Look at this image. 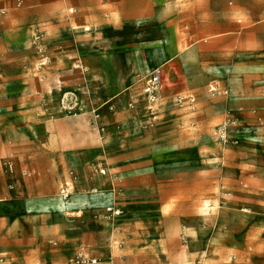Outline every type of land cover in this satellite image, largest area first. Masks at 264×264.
<instances>
[{"label":"rangeland","instance_id":"rangeland-1","mask_svg":"<svg viewBox=\"0 0 264 264\" xmlns=\"http://www.w3.org/2000/svg\"><path fill=\"white\" fill-rule=\"evenodd\" d=\"M49 1L53 9H46ZM84 1L15 0L6 9L19 10L23 18H43L52 12L55 17L49 20L59 22L53 28L56 32L64 22L77 28L79 23L89 25L84 22L86 17H95L96 32L112 50L114 69L125 89L121 95L144 96L147 113L137 126H123L108 137L94 138L96 144L110 148L115 181L111 197L109 190L99 189L78 194L79 176L69 171L63 182L57 179L58 193L7 198L10 204L2 211L8 219L35 216L37 242L31 253L23 245H0V264H89L88 258H97L95 264L264 263V250L253 249L264 242V215L241 217L239 210L224 200L228 197L222 191L218 170L222 158L214 159L220 166H209L192 148L219 145L225 160L264 162V0ZM172 1H180L182 8L179 70L175 74L171 60L168 81L163 78V67L160 84L150 90L147 79L153 67L149 62L157 60L163 44L168 51L173 46L168 40L164 43L160 32L164 20L158 15ZM84 30L91 27L84 26ZM89 47L82 48L86 55L100 49ZM62 48L55 41L43 44L37 61L32 62L26 91L19 99L0 97V127L13 128L23 122L5 113L13 102H20L25 109H38L43 121L77 112L76 106L69 105L73 88L64 87L63 74L56 72L62 56L57 51ZM117 98L108 104L112 114L129 107L116 105ZM125 123L134 125L136 121L128 118ZM25 171L26 176L35 175L39 188L51 187L56 180L46 159L38 160L34 172ZM94 171L104 177L109 173L105 166ZM61 186L68 187L67 197L60 195ZM12 187L0 183V197ZM113 201L115 207L109 205ZM109 207L120 214L114 215ZM78 209L80 214L65 212ZM186 227L198 235L190 239L180 233L179 229ZM209 230L222 246L209 247ZM103 232L115 251L101 260L89 251L102 244ZM143 239L161 244L137 247ZM69 250L74 252L69 260L56 262ZM119 254L126 255L125 261L118 262Z\"/></svg>","mask_w":264,"mask_h":264},{"label":"crops","instance_id":"crops-1","mask_svg":"<svg viewBox=\"0 0 264 264\" xmlns=\"http://www.w3.org/2000/svg\"><path fill=\"white\" fill-rule=\"evenodd\" d=\"M89 1L92 0L84 2ZM14 3L15 0H0V6L5 9L4 13L0 14V97L19 99L18 96L28 87V75L33 72L32 62L37 61L43 44L55 41L57 45L63 46L57 51L62 56L57 60L56 72L63 74L64 87L73 88L74 96L69 99V105L72 104L78 108L74 114H62L44 121L40 118L41 113L38 109L22 108L20 102H13V106L4 109L6 114L18 116L19 120L23 119V122L17 123L13 128L0 127V183L6 186L13 185L12 189L5 190L3 197H0V245L1 247L23 245L28 247L27 253H31L37 242L36 218L34 215H19L8 219V215L2 211V207L10 204L7 198L32 199L38 195L58 193L57 179L63 182L68 177L69 171L71 173L74 171L79 176L78 184L81 187L77 190L78 194L99 189L100 191L109 190L108 196L111 197L110 187L115 186V181L114 174L112 175L113 172L110 170L112 168L109 163L110 148L96 144L94 138L108 137L123 126H137L147 113L145 111L147 100L144 96L121 95L125 89L121 87L114 69L112 50L109 45L105 47L106 40L101 38L100 32L95 30L98 27L95 17H86L84 22H89V25L79 23L77 28H71L64 22L65 24L62 25L66 26L56 32L57 29L53 28L54 25L58 27L59 22L53 24L49 20L55 17V14L48 12L43 18H23L19 10L6 9ZM18 5L20 4H17V7ZM178 5L180 1L165 4L158 14L160 21L164 20L163 28L160 30L164 43L168 40L173 44L171 51L166 50L163 44L157 53V60L149 62L151 67L160 68L161 76L162 67L159 63H166L172 59L175 74L179 70L180 52L177 44L182 40L180 32L182 8ZM45 7L53 9L54 4L49 1L45 3ZM84 26H90L91 30L85 31ZM87 46L100 49L98 52L86 55L88 53H85L82 48ZM88 57L90 59H87ZM161 57L164 58L162 61L159 60ZM169 69L171 70L170 67ZM111 84L114 88L110 89ZM257 90L260 92L262 89L257 88ZM116 98V105L123 103L129 107L119 114H112V108L108 104ZM250 115L256 116L253 113ZM110 118L114 122H109ZM128 118H133L136 123L134 125L125 123ZM102 121L104 122L101 123ZM103 129L105 131H102ZM86 137H91V140ZM40 138L44 139L41 141ZM192 148L196 154L199 153L206 159L205 163L209 166L218 164L214 159L222 158V164L221 166L218 164L220 166L218 170L222 191L228 197L224 200L237 208L241 217L264 215V162L260 165L246 160L236 162L225 160L224 151L219 145L200 148L192 146ZM38 153L45 155H38ZM39 159H46L50 164V174L56 179L50 183L51 187L39 188L37 181L33 180L35 175L24 174L26 169L34 172ZM100 166L109 169L105 177L94 171ZM65 185H69L67 180ZM60 188V195H63L65 191L68 195L70 194L68 187ZM109 205L115 207L114 201ZM77 211H79L78 214L82 212L80 209L74 212L65 210L66 213ZM210 230L207 238L209 247L222 246ZM179 231L190 239L199 233L192 227L180 228ZM102 235H104L102 244L89 251L95 253L101 260L115 251V247L109 244V235L106 232ZM87 236L91 241L93 240L92 235ZM213 239L218 242L212 241ZM153 243L161 244L158 240L154 242L143 239L136 245L140 248H149L154 245ZM223 247L226 245L223 244ZM253 249L264 250V242L257 243V247L254 246ZM2 252L5 254L6 249ZM73 254L74 252L69 250L56 262L61 259L69 260ZM116 258L118 262H123L126 255L119 254Z\"/></svg>","mask_w":264,"mask_h":264},{"label":"built area","instance_id":"built-area-1","mask_svg":"<svg viewBox=\"0 0 264 264\" xmlns=\"http://www.w3.org/2000/svg\"><path fill=\"white\" fill-rule=\"evenodd\" d=\"M4 11H5V9L0 6V14L4 13ZM159 80H160V70H159V68H153L149 74V78L147 79L148 87L153 88V87L157 86V84L159 83ZM63 193H64L63 194L64 197L68 196L67 191H65ZM108 210L111 211L114 215L119 213L118 210H113L112 207H109ZM79 257L83 259V254L79 253ZM82 261L84 262L85 259H83ZM96 261H97L96 258H88L89 264H95Z\"/></svg>","mask_w":264,"mask_h":264},{"label":"bare ground","instance_id":"bare-ground-1","mask_svg":"<svg viewBox=\"0 0 264 264\" xmlns=\"http://www.w3.org/2000/svg\"><path fill=\"white\" fill-rule=\"evenodd\" d=\"M172 60V59H171ZM171 60H168L166 63H160V66L163 68V67H165L164 68V70H163V78H166V80L168 79L167 77L170 75V69H169V67H170V65H171V63H170V61ZM159 70H160V68H159ZM160 79H161V70H160ZM164 80V79H163ZM163 80H162V82H163ZM168 81V80H167ZM171 81V80H170ZM164 83V82H163ZM159 84H160V80H159ZM170 84V83H169ZM150 88V90H154L155 89V87H153V88H151V87H149ZM155 97H156V95L155 94H153L152 96H151V99H153V100H155ZM216 158V157H215ZM119 214H120V211H119ZM79 261H77V263H78ZM83 262V261H82ZM97 262V261H96ZM83 263H86L85 261L83 262Z\"/></svg>","mask_w":264,"mask_h":264}]
</instances>
